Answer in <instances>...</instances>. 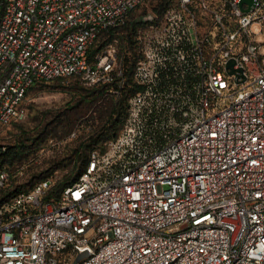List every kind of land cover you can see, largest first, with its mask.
Listing matches in <instances>:
<instances>
[{
  "label": "built area",
  "instance_id": "2783aa9c",
  "mask_svg": "<svg viewBox=\"0 0 264 264\" xmlns=\"http://www.w3.org/2000/svg\"><path fill=\"white\" fill-rule=\"evenodd\" d=\"M147 1L0 0V127L43 80L127 94L59 199L0 205V264H264V0L169 1L134 17L131 69L119 39L92 55Z\"/></svg>",
  "mask_w": 264,
  "mask_h": 264
},
{
  "label": "trees",
  "instance_id": "16d2710c",
  "mask_svg": "<svg viewBox=\"0 0 264 264\" xmlns=\"http://www.w3.org/2000/svg\"><path fill=\"white\" fill-rule=\"evenodd\" d=\"M160 1L161 3L157 5V9L168 6L169 1L175 0ZM138 24L139 22L135 21L134 16H132L130 21L122 28L102 32L92 47V55L100 49L104 42L108 43L114 39H119L123 52V64L124 66H129L131 69L132 62L135 61L132 40ZM72 77L75 80L66 83ZM57 87L74 89L71 101L67 105L51 107L50 109H44L36 113L33 120L37 124L38 130L30 145H27L22 137L14 145H0V171L5 169L10 174V169L8 168L13 167L18 169L25 167L29 160V154L34 151L36 152L40 148V144L46 139H62L73 133L76 129H81L82 132L78 140L82 142L78 147L73 148L70 153V159L75 162L74 170L63 180L54 181L53 176L55 175L58 162L54 163L55 160H52L50 162L55 167H52L49 171H42L38 174L31 173V178L28 182L19 184L17 187L10 184L7 188H4L10 178L9 175L4 187L0 188V205L18 193L29 191L28 189L34 187L37 182L40 183L47 179H52L53 185L49 188L46 199H59L62 191L67 186L75 183L87 168L90 148L100 140H104V138H113L119 131V127L127 111V94H123L120 98H115L110 93L107 84L87 87L79 77L71 76L40 81L30 88L27 96L30 91L35 89L43 90L45 88L54 89ZM30 147L31 151L29 152L27 149Z\"/></svg>",
  "mask_w": 264,
  "mask_h": 264
},
{
  "label": "rangeland",
  "instance_id": "374dc122",
  "mask_svg": "<svg viewBox=\"0 0 264 264\" xmlns=\"http://www.w3.org/2000/svg\"><path fill=\"white\" fill-rule=\"evenodd\" d=\"M161 3L160 0H148L146 5L139 11L134 13L135 19L148 13L151 8L156 7ZM106 43V42H104ZM75 78H69L66 83L74 81ZM74 89L72 88H45L43 90H32L24 100L23 107L25 108V116L18 120L13 121L11 124L0 127V145H14L18 143L19 138H23L27 145H30L33 141V137L37 133L38 128L34 122V116L39 111L44 109H50L51 107H58L67 105L72 99ZM89 130V129H88ZM82 130L76 129L73 133L65 138H49L46 139L40 148L35 152L29 154V160L25 167L22 168H8L10 169V178L4 188L8 185L17 187V185L28 182L31 178V173L38 174L42 171H49L52 169L53 164L50 161L55 160L57 168L55 175L53 176L54 181L63 180L69 176L74 170V161L70 159L71 150L78 147L82 141L78 140ZM112 138H104L95 143L88 152V156L94 147L98 144H108ZM35 148V147H34ZM31 151V147L27 149ZM105 150V148L103 149ZM38 183V182H37ZM36 183V184H37ZM35 184V185H36ZM34 185V186H35ZM33 188V187H32ZM32 188L28 189L31 190ZM19 194V193H18Z\"/></svg>",
  "mask_w": 264,
  "mask_h": 264
},
{
  "label": "water",
  "instance_id": "95a60500",
  "mask_svg": "<svg viewBox=\"0 0 264 264\" xmlns=\"http://www.w3.org/2000/svg\"><path fill=\"white\" fill-rule=\"evenodd\" d=\"M247 3L249 5V7L246 10H249L251 8V6L254 5V0H242V4ZM232 62L229 63V66H232Z\"/></svg>",
  "mask_w": 264,
  "mask_h": 264
}]
</instances>
